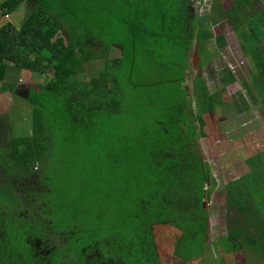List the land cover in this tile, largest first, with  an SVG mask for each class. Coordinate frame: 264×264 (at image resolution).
<instances>
[{
  "label": "trees",
  "instance_id": "trees-1",
  "mask_svg": "<svg viewBox=\"0 0 264 264\" xmlns=\"http://www.w3.org/2000/svg\"><path fill=\"white\" fill-rule=\"evenodd\" d=\"M24 2L6 0L0 17ZM232 2L213 0L205 27L232 26L253 67L237 96L264 110V0ZM32 3L18 30L0 28V93L16 96L14 71L46 81L24 101L30 133L15 135L12 114L0 117V264H87L93 250L126 264L119 254L127 244L131 252V242L140 247L138 262L162 264L160 238L172 242L175 263L203 257L216 187L200 145L204 117L225 108L236 79L221 74L223 88L214 93L202 74L187 85L192 32L201 26L192 1ZM216 41L226 47L224 33ZM246 161L250 172L225 185L227 209L245 224L231 226L218 244L227 256L246 252L247 264H264V155ZM87 212L102 218L97 227L83 222ZM106 217L117 224L113 235Z\"/></svg>",
  "mask_w": 264,
  "mask_h": 264
},
{
  "label": "rangeland",
  "instance_id": "rangeland-1",
  "mask_svg": "<svg viewBox=\"0 0 264 264\" xmlns=\"http://www.w3.org/2000/svg\"><path fill=\"white\" fill-rule=\"evenodd\" d=\"M5 1L6 0H0V4ZM34 1L35 0H25L15 12L7 17H0V28L6 24H10L18 30L32 11L33 5L36 6V4L32 3ZM212 1L213 0H205L201 6H198L197 4V6H195V3H193L192 9H190L193 15L197 19H200L201 26H199V29L204 31V37L208 39L212 38V36H209L205 30V26H207L205 23L210 19ZM219 1L225 8H230L233 5L232 0ZM259 9L258 5L250 8L243 14L249 16ZM170 13L174 12L170 11ZM155 30H157V28ZM220 31L225 34L226 44L228 45L220 50L222 52L220 53L221 56L219 61L214 60L217 53L216 47L209 43L198 47L196 51L198 52V55L201 51V54L198 57H195L194 62L191 63L189 68L191 69L189 74L190 78H195L199 70H202L203 68L207 69L209 65L210 67H214L211 70L209 69V74L205 76L206 84L211 93L223 88V84L219 79L221 74L227 73L229 67L233 70L236 83L228 87L223 95L224 101H226L225 108H218L215 114L206 115L204 117L206 137L200 139V145H202L203 154H205L211 166L212 175L216 179V187L209 200V249L204 253L203 257H195L188 264H217L223 257L228 263L247 264L249 259L248 253L240 252L233 254V256H227L224 248L218 244V240L228 234L231 226L237 229L244 225L246 220L242 214L227 209L225 185L250 172V168L246 161L247 158L257 153H262L264 155V110L261 107L251 105L248 101V104H244L242 97L237 96L238 94H244L243 82L247 81L246 84H249V77L253 73V67L248 59L243 56L232 26L226 22L223 28L221 25L216 29L217 33ZM261 45L262 48H264V42H262ZM118 56V51L112 52V57ZM89 70L86 78L87 81L90 79L91 73H95L93 68ZM9 78V81L17 84L19 90L16 91L17 97L11 93H0V117L8 113L10 115L12 114L10 120L13 124L15 123L14 129L16 131L13 132L15 135H19V132L30 133V110L24 101L28 91H38L42 89L46 83L45 78L27 71L11 72ZM186 83L187 85H190L191 80L188 79ZM247 98L249 99L248 95ZM241 110H243V113H239ZM82 215L85 214L82 213ZM100 220H102V218L99 216L96 215L93 217L87 212V216L84 218L83 222L89 228H95L99 225L97 222ZM103 225L109 227L112 235L115 234L118 229L116 228L117 224L114 220L109 219V217L104 219ZM161 231L166 233L163 230ZM162 232L159 231L158 234L163 236ZM90 239H94V237ZM160 240L161 244H163L161 247V263L182 264L180 262L175 263L169 258V255L173 250L172 242H169L168 239L163 240L160 238ZM216 243L218 244L217 246L215 245ZM127 245L124 248L122 247L123 249L120 248V250L122 249L121 251L119 250V255L124 257L126 264H143L138 262L139 259L136 254V252L140 250V247H136L137 245L131 242L130 248L132 249L131 252H129ZM79 246L82 245L79 244ZM73 256L76 257L77 254L74 253Z\"/></svg>",
  "mask_w": 264,
  "mask_h": 264
},
{
  "label": "crops",
  "instance_id": "crops-1",
  "mask_svg": "<svg viewBox=\"0 0 264 264\" xmlns=\"http://www.w3.org/2000/svg\"><path fill=\"white\" fill-rule=\"evenodd\" d=\"M223 24V23H222ZM222 24H219V25H217V26H215V25H213L212 27H210V28H208V27H205V30L207 31V33L209 34V36H212V38H206V37H204V34H203V30L202 29H199V26L198 27H196L195 28V30H194V32H192V37H194V41H193V43H192V46H193V50H192V52H191V55H190V58H188L187 60H186V65H187V67H188V69H187V71H186V77H187V79H186V82H187V80L188 79H190V80H192V79H194V78H190V70L191 69H189L190 68V65H191V63L192 62H194V59H195V57H198L200 54H201V51H200V54L198 55V52L196 51L197 49H198V47L199 46H201V45H206V44H209V43H211L212 45H214L215 47H216V45H218L217 44V41H216V37L218 36V34L220 35L221 34V31L220 32H216V29H218ZM216 27H218V28H216ZM190 33V32H189ZM191 34V33H190ZM129 34H127V36H128ZM134 38H137V37H134ZM205 41V42H204ZM227 45V44H226ZM204 49H205V47H204ZM216 49H217V53H216V55H215V58H214V60L215 61H219V59H220V56H221V52L222 51H220V50H222V49H219V48H217L216 47ZM118 50V49H117ZM200 50V49H199ZM119 54H120V51H119ZM214 67H210V65L207 67V69H205V68H203L202 70H199L197 73V75H203L202 77L205 79V76L207 75V74H209V71H208V69H213ZM197 75L195 76V77H197Z\"/></svg>",
  "mask_w": 264,
  "mask_h": 264
},
{
  "label": "flooded vegetation",
  "instance_id": "flooded-vegetation-1",
  "mask_svg": "<svg viewBox=\"0 0 264 264\" xmlns=\"http://www.w3.org/2000/svg\"><path fill=\"white\" fill-rule=\"evenodd\" d=\"M41 245H43L42 242L38 243V246ZM86 261L87 264H113V261H109L107 256L100 250H93L86 253Z\"/></svg>",
  "mask_w": 264,
  "mask_h": 264
},
{
  "label": "built area",
  "instance_id": "built-area-1",
  "mask_svg": "<svg viewBox=\"0 0 264 264\" xmlns=\"http://www.w3.org/2000/svg\"><path fill=\"white\" fill-rule=\"evenodd\" d=\"M203 1H205V0H192V2L193 3H195V6H201L202 5V3H203ZM197 4V5H196ZM231 71L233 72V70H232V68H231Z\"/></svg>",
  "mask_w": 264,
  "mask_h": 264
},
{
  "label": "clouds",
  "instance_id": "clouds-1",
  "mask_svg": "<svg viewBox=\"0 0 264 264\" xmlns=\"http://www.w3.org/2000/svg\"><path fill=\"white\" fill-rule=\"evenodd\" d=\"M192 1V0H191ZM192 4H193V2H192ZM211 7H212V4H211ZM228 45V44H227ZM224 49V48H223ZM244 56V55H243ZM245 57V56H244ZM227 72H229L230 74H232L233 76H234V74H233V72L231 71V68L229 67V69L227 70Z\"/></svg>",
  "mask_w": 264,
  "mask_h": 264
}]
</instances>
